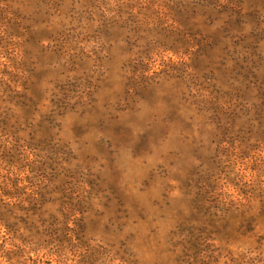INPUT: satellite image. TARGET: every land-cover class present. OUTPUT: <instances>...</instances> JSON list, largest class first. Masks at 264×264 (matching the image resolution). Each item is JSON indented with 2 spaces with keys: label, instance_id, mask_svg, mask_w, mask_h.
I'll use <instances>...</instances> for the list:
<instances>
[{
  "label": "rangeland",
  "instance_id": "rangeland-1",
  "mask_svg": "<svg viewBox=\"0 0 264 264\" xmlns=\"http://www.w3.org/2000/svg\"><path fill=\"white\" fill-rule=\"evenodd\" d=\"M0 264H264V0H0Z\"/></svg>",
  "mask_w": 264,
  "mask_h": 264
}]
</instances>
